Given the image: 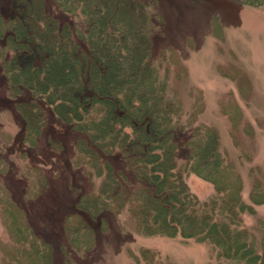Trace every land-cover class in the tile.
<instances>
[{"label": "trees", "instance_id": "1", "mask_svg": "<svg viewBox=\"0 0 264 264\" xmlns=\"http://www.w3.org/2000/svg\"><path fill=\"white\" fill-rule=\"evenodd\" d=\"M53 1L77 12L81 25L59 23L45 0H11L5 30L0 22L1 70L8 93L27 91L42 99L79 134L75 163L82 159L100 181L79 193L78 206L91 214L125 208L140 233L193 237L237 264H264V252L255 250L241 226L240 213L251 206L240 198L239 177H227L216 132L178 122V106L165 98L164 79L152 63L146 5ZM19 110L25 118L22 138L33 144L44 125L42 110L30 101L19 103ZM182 147L187 154L179 164ZM188 170L212 182L216 194L199 201L183 178ZM254 187L251 201L263 202L264 189ZM17 242L9 264H52L50 244L29 229Z\"/></svg>", "mask_w": 264, "mask_h": 264}, {"label": "rangeland", "instance_id": "2", "mask_svg": "<svg viewBox=\"0 0 264 264\" xmlns=\"http://www.w3.org/2000/svg\"><path fill=\"white\" fill-rule=\"evenodd\" d=\"M138 2L146 5L152 63L164 79L165 98L178 106V122L216 132L227 177H239L240 198L251 206L240 213L241 226L255 250L264 252V201L253 203L250 197L254 185L264 189V0ZM45 7L59 23H82L77 12L53 0H45ZM10 16L11 0H0L4 30ZM2 46L0 37V264H9L18 237L28 229L50 244L52 264H237L207 241L140 233L125 208L91 214L78 206L79 193L100 181L82 159L75 163L79 134L42 99L27 91L8 93ZM25 101L44 116L33 144L22 138L19 103ZM186 154L185 147L178 149L179 164ZM183 178L199 201L216 194L214 184L195 172L188 170Z\"/></svg>", "mask_w": 264, "mask_h": 264}]
</instances>
